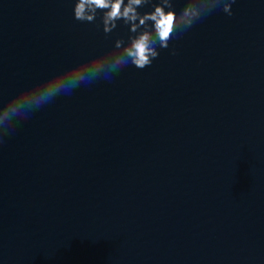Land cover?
<instances>
[{
	"label": "clouds",
	"instance_id": "clouds-1",
	"mask_svg": "<svg viewBox=\"0 0 264 264\" xmlns=\"http://www.w3.org/2000/svg\"><path fill=\"white\" fill-rule=\"evenodd\" d=\"M234 2L235 0H228L223 3V11L228 15L232 14L231 4ZM123 3L124 0H76L74 18L81 22H94V15H87L88 8L94 5L96 8L109 9L103 20L105 30L109 31L107 28L109 22H113L112 27L115 28L114 21L118 18L124 19L125 22L137 20L138 14L132 5H140L141 0H129L128 5L121 12ZM220 3L221 0H204L202 5L189 7L186 2L179 12L176 10L165 12L157 6L154 12L146 13L139 19L140 25H144L145 20L154 21V28L142 32L132 42L131 47L103 63L91 60L73 63L54 73L38 86V90L30 88L22 90L21 97L14 100L0 115V121L9 119L25 108L38 109L58 95L70 94L81 84H90L101 78L111 79L122 67L129 64L139 69L150 66L159 55L158 48H168L170 40L191 28L203 15ZM135 30L136 25L133 24L132 31Z\"/></svg>",
	"mask_w": 264,
	"mask_h": 264
}]
</instances>
